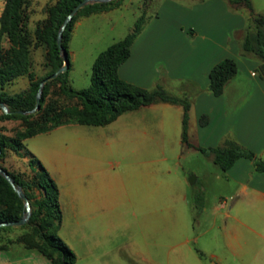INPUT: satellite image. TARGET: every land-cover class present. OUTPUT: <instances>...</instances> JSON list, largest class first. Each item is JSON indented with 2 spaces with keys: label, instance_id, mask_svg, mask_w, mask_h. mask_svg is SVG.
<instances>
[{
  "label": "crops",
  "instance_id": "0c3cea01",
  "mask_svg": "<svg viewBox=\"0 0 264 264\" xmlns=\"http://www.w3.org/2000/svg\"><path fill=\"white\" fill-rule=\"evenodd\" d=\"M2 5L0 0V10ZM194 5L203 9L195 13L193 21L179 24L178 29L171 33L161 30L150 34L145 33L148 26L141 27L130 44L128 57L117 68L119 78L126 82L144 89L159 84L165 91L180 95L172 96L187 99L185 143L180 139L181 105L156 101L122 112L104 125H58L24 139L26 147L22 141V150L33 155L54 181L59 209L64 206L75 218L82 216L84 220H101L111 213L109 200L102 194L80 195L90 187L86 177L90 174L102 176L105 171L88 155L91 150L89 138L96 139L97 133L78 127L101 126L106 129L123 124V134L134 140L130 143V150L145 156L139 161L137 172H142L143 198L150 204L148 213L151 216L157 212L151 211L153 203L160 205L161 209L165 205L167 218L170 204L177 200L192 205L195 196L194 193H187L186 185L198 181L195 195H201V211H206V194L209 189H215L213 206L206 213L210 246L196 248L189 245L186 233L190 223L182 207L179 212L171 214V218L177 215L182 220L180 226L165 230L177 235L161 251L166 264L195 263L204 259L207 264H264V173L255 171L252 162L246 158L236 159L223 171L212 162L211 157L197 150V147L221 146L224 139L230 138L253 151L257 158L264 159V81L249 67L254 63L257 69L259 62H253V54L244 52L241 46L249 15L246 9L231 6L227 0H195ZM219 19L222 27L218 29ZM181 26L188 27L189 31ZM226 57L233 59L235 64V58H241L247 70H239L236 64V73L224 83L222 93L213 96L207 89L208 71ZM201 115L207 118L203 125L199 124ZM177 151L183 157L192 155L202 163L200 177L187 167L185 173L188 177L182 175L170 179L167 166L164 171L167 176L160 178L157 183L160 188L154 192L150 184L147 185V180H151L152 159L146 156L160 154L159 160L165 161L167 155H174ZM190 176H194L191 184L188 182ZM84 220L81 222L84 234L96 235L99 229L85 228ZM192 223L199 225L200 218H193ZM100 233L103 234V231ZM95 242L83 243V261L87 264L88 253L98 247V240ZM123 257L131 260L126 251ZM0 264L50 262L41 254L14 244L7 250H0Z\"/></svg>",
  "mask_w": 264,
  "mask_h": 264
},
{
  "label": "rangeland",
  "instance_id": "374dc122",
  "mask_svg": "<svg viewBox=\"0 0 264 264\" xmlns=\"http://www.w3.org/2000/svg\"><path fill=\"white\" fill-rule=\"evenodd\" d=\"M54 1L29 0L25 7L27 18L24 28L30 40L28 45L30 70L37 78L47 72V67L44 64L45 50L40 44L34 43L33 31L37 23L45 18L44 5ZM194 2L195 0H121L119 6L106 12L77 16L72 23L66 48L68 69L65 73L68 85L73 89L87 87L94 60L111 44L124 38L136 22L140 23V29L143 26H148L145 33L157 34L161 30L171 33L172 30L178 29L179 24L184 25L187 21H193L195 13L203 9L202 6L194 5ZM250 4L252 9L258 11L256 13L252 11V16L260 14L264 19V0H250ZM253 17L250 19V25L253 23ZM220 19L218 29L222 27ZM151 21L152 23H150ZM232 22L235 23V19ZM181 27L186 32L189 31L188 27ZM0 45L2 48L8 47L4 35L1 36ZM251 58L253 62H259L255 56L252 55ZM235 59L237 68L246 71L247 68L243 60L239 57ZM249 67L256 71V64L253 63ZM26 87L27 78L22 75L5 84L4 90L8 94H13L24 90ZM166 92L170 95L180 96L175 92L167 90ZM45 99L60 106L71 105L75 102L74 99H66L59 93L57 82L49 86ZM18 125L19 121L17 120L0 118V132L5 135H12ZM122 125L119 123V125L106 129L101 126L78 127L97 133L96 139L89 138L91 150L88 155L89 158L95 159L94 162L99 167L105 169L102 176L90 174L85 178V181L90 183V187L85 193L81 192L80 195L84 194L87 197V195L102 194L109 200L112 210L104 219L84 220L82 216L75 218L72 212L70 213L64 206L60 209V223L56 233L74 253V264H87L83 261V243H91L96 240H98V247L88 253V264H166L161 256V251L163 246L172 239H176L177 235L165 230L166 228L171 229L172 226H180L182 220L177 215L171 218V214L179 212L182 207L190 223L186 233L190 239L189 245L196 248L209 247L210 233L206 230L208 227V217L206 216L213 206L215 189H209L206 194V211H201V206L196 205L195 202L192 204L194 206L192 208V205L182 204L177 200L170 204L168 218L164 212L165 205L161 209L160 205L155 206L156 203H153L151 211L157 210V212L151 216L148 213L150 204L143 198L145 193L142 172H137L139 161L145 156H139L130 150L132 148L130 143L134 140L130 139L127 134H123ZM23 145L26 147L25 141H23ZM20 153L21 155H16L11 150L5 149L0 159V165L12 173L28 178L32 174V169L28 165V156L24 154L23 150H20ZM146 157L152 159L151 180L150 182L147 180V185L150 184L154 192L160 188V185L157 184L160 182V178L167 176L164 172L167 170V166L170 169V179H173L174 176L186 175L185 169L187 167L193 169L200 177L203 169L202 163L192 155H184L183 157L178 151L174 155H167L165 161L159 160L160 154L154 153ZM186 177L188 176L186 175ZM199 182L192 185L187 184V193H194L195 196ZM155 194L157 193H153V195ZM131 211L134 213L132 214ZM193 218H200V224H193ZM82 220L86 222L85 228L99 229V233L89 235L85 232L84 234L81 226ZM25 230H27L26 227L15 226L9 233H2L1 237L14 239ZM102 231L103 234L100 233ZM16 245L20 246L19 244ZM124 251L129 254L130 261L123 257ZM206 262L207 260L204 259L201 262L188 261L182 264H207Z\"/></svg>",
  "mask_w": 264,
  "mask_h": 264
},
{
  "label": "trees",
  "instance_id": "16d2710c",
  "mask_svg": "<svg viewBox=\"0 0 264 264\" xmlns=\"http://www.w3.org/2000/svg\"><path fill=\"white\" fill-rule=\"evenodd\" d=\"M80 0H55L44 5L45 18L37 23L33 31L35 44L44 50V64L47 72L35 77L30 70V40L25 31V7L29 0H3L0 11V39L4 35L8 47L0 45V102L6 105L8 113L0 109V118L19 121L12 135L0 132V159L5 149L21 155L22 141L35 134L46 132L58 125L75 123L86 125H104L114 120L122 112L135 109L156 101L177 103L182 107L181 142H186V123L188 101L168 94L159 84L150 89L138 87L119 78L118 66L128 57L129 47L140 31L136 22L132 30L101 52L91 65L89 85L82 89H73L68 85L66 71L46 82L42 88L38 109L27 115L17 114V110H29L35 102V93L40 80L62 65V59L56 44L57 31L65 17ZM121 0L106 3H93L80 8L71 18L62 32V47L66 50L72 23L77 16H88L119 6ZM231 6H241L249 15L248 28L242 39V50L253 54L259 65L257 76L264 81V19L260 14L252 16L250 0H227ZM253 23L250 25V19ZM251 20V21H252ZM236 73V64L231 58H223L208 71L207 89L213 96L222 93L224 83ZM26 76L27 87L19 92L8 94L4 85L18 76ZM57 82L59 93L66 99H74L71 105L60 106L45 99L49 86ZM207 121L205 115L199 117V124ZM203 155L221 170L225 171L238 158L252 162L257 172L264 173V159L257 158L253 151L242 147L234 140L226 138L221 146L197 147ZM28 165L32 174L23 178L1 166L12 177L14 183L22 189L30 204L27 221L18 226L26 227L14 239L4 238L15 226L0 227V250L9 248V244H19L26 250H33L44 256L50 264H74L75 255L60 239L56 231L60 223V209L57 201V187L38 160L28 152ZM194 202L201 206V195H195ZM0 223L18 220L24 209L22 200L13 192L8 182L0 175Z\"/></svg>",
  "mask_w": 264,
  "mask_h": 264
},
{
  "label": "water",
  "instance_id": "95a60500",
  "mask_svg": "<svg viewBox=\"0 0 264 264\" xmlns=\"http://www.w3.org/2000/svg\"><path fill=\"white\" fill-rule=\"evenodd\" d=\"M112 0H80L69 12V14L65 17V19L63 20L62 24L60 25L58 31H57V36H56V44L57 47L59 49L60 52V56L62 59V65L55 70L54 72H52L51 74H48L47 76H45L42 80H40L39 84H38V88L36 90L35 93V102L34 105L31 109L29 110H17L15 111V113L17 114H22V115H27V114H32L34 113L39 106V100H40V96L42 93V88L44 86V84L52 79H54L58 74L65 72L68 69V59H67V53L66 50L62 47V32L65 29L66 25L70 22L71 18L73 17V15L82 7L88 5V4H93V3H106ZM0 109L2 110V112L4 113H8V109L6 107V105H4L3 103L0 102ZM0 175L8 182V184L11 186L13 192L17 195L18 198H20L22 200V205H23V213L21 215V217L16 220V221H10V222H1L0 223V227L1 226H20L22 224H24L29 215H30V204L27 200V198L25 197L22 189L20 188V186L16 185L12 179V177L6 172V170H4L1 166H0ZM194 181V176H190L188 178V182L191 184Z\"/></svg>",
  "mask_w": 264,
  "mask_h": 264
}]
</instances>
